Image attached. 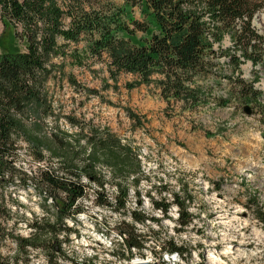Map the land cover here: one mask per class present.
I'll list each match as a JSON object with an SVG mask.
<instances>
[{
	"label": "trees",
	"instance_id": "16d2710c",
	"mask_svg": "<svg viewBox=\"0 0 264 264\" xmlns=\"http://www.w3.org/2000/svg\"><path fill=\"white\" fill-rule=\"evenodd\" d=\"M134 9L141 10L143 21L132 17ZM263 11L264 0H0L1 18L11 40L5 47L0 39V220L10 216L2 191L15 186L17 180L22 188L33 186L49 204L48 215L29 226V237L9 235L17 250L12 259L0 253V264H24L33 252H44L49 261L62 257L64 244L76 232L66 221H75L85 212L80 202L94 186L98 188L96 205L115 213L127 210L131 192L142 204L138 191L144 173L141 161L135 149L110 130L92 129L90 135L81 132L76 140L70 135L61 139L39 134L52 114L47 85L55 74L64 76L66 61L78 67L105 62L109 74L106 90H119V77L132 75L138 82L129 89L155 85L168 104L174 100L193 110L206 103L210 94L199 81L211 78L216 60L224 58L235 80L237 96L233 100L263 106L255 87L260 81L258 73H253L254 82L249 83L241 72L247 63L254 68L264 65V38L254 27ZM226 37L231 39L232 49H223ZM16 41L25 43L24 51ZM81 44L85 45L79 50ZM56 59L62 63L57 64ZM69 80L77 86L75 79ZM85 90L99 96L97 90ZM219 102L227 104L222 99ZM129 117L139 120L132 113ZM21 142L36 163L43 165L35 175L16 166ZM99 167L111 171L112 197L106 194L110 181ZM17 175L22 177L16 179ZM171 198V203L153 201V209L167 217L171 207L177 206L178 232H183L194 219L188 212L189 199L180 193ZM247 208L264 230V207L256 199ZM130 218L139 225L158 222L137 211ZM118 232L130 253L128 259L133 249L144 248L146 237L134 226L123 221ZM7 235L0 221V247ZM159 246L170 253L186 254L173 240Z\"/></svg>",
	"mask_w": 264,
	"mask_h": 264
},
{
	"label": "rangeland",
	"instance_id": "374dc122",
	"mask_svg": "<svg viewBox=\"0 0 264 264\" xmlns=\"http://www.w3.org/2000/svg\"><path fill=\"white\" fill-rule=\"evenodd\" d=\"M132 17L144 20L140 9H134ZM254 27L264 38V11L255 18ZM5 29L0 12V39L8 47L11 40ZM15 44L25 50V43ZM222 46L232 49L231 39L226 37ZM54 62L60 64L62 59ZM91 65L78 67L66 61L64 76L58 73L50 80L47 90L52 114L44 120L39 134L61 139L70 135L76 140L81 132L90 135L92 129L110 130L124 145L133 147L141 161L144 173L138 191L142 204L131 192L127 210L115 213L96 205L98 188H90L80 202L85 212L75 221H66L76 232L64 244L65 254L49 261L44 252H33L24 264H130L137 256L143 258L144 252L140 256L134 251L128 260L130 253L118 232L123 221L146 237L148 252L159 251V244L169 240L182 246L186 254L181 255L180 264H264V230L247 208L256 199L264 207V65L254 68L247 63L241 68L242 78L249 83L254 82L253 73H258L260 81L255 87L263 106L233 100L237 96L235 80L227 61L220 58L215 62V74L199 81L210 93L206 103L193 110L174 100L168 104L155 85L129 89L138 82L132 75L119 77V90H106L104 82L109 74L105 62ZM70 78L75 79L76 87ZM108 84L114 85L111 81ZM85 89L97 90L99 96ZM219 99L227 104L221 105ZM129 113L139 120H131ZM20 147L18 170L35 175L43 165L36 163L26 144L21 142ZM46 156L49 159V154ZM98 170L110 181L106 194L112 197L111 171L104 167ZM19 184L17 180L15 186L2 191L10 216L0 220L8 234L0 253L9 259L17 250L9 235L29 237V226L48 215L49 204L34 187ZM173 193L189 199L188 212L194 217L183 232H178L177 206L171 207L167 217L153 209V201L171 203ZM133 211L158 222L134 224L130 218Z\"/></svg>",
	"mask_w": 264,
	"mask_h": 264
},
{
	"label": "built area",
	"instance_id": "2783aa9c",
	"mask_svg": "<svg viewBox=\"0 0 264 264\" xmlns=\"http://www.w3.org/2000/svg\"><path fill=\"white\" fill-rule=\"evenodd\" d=\"M122 240V238H121ZM123 242V240H122ZM160 248V247H159ZM137 252L140 256H142L141 253L144 252V257L137 256L134 260L130 261V264H180L181 263V255L179 253H170L167 251H164L162 248H160L159 251H155L154 253L148 252L145 247L141 251H137L136 249H133V252ZM129 260V259H128Z\"/></svg>",
	"mask_w": 264,
	"mask_h": 264
},
{
	"label": "water",
	"instance_id": "95a60500",
	"mask_svg": "<svg viewBox=\"0 0 264 264\" xmlns=\"http://www.w3.org/2000/svg\"><path fill=\"white\" fill-rule=\"evenodd\" d=\"M144 264H148V263H144Z\"/></svg>",
	"mask_w": 264,
	"mask_h": 264
}]
</instances>
